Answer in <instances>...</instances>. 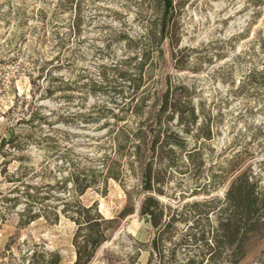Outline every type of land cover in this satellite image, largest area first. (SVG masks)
I'll list each match as a JSON object with an SVG mask.
<instances>
[{"label":"rangeland","instance_id":"obj_1","mask_svg":"<svg viewBox=\"0 0 264 264\" xmlns=\"http://www.w3.org/2000/svg\"><path fill=\"white\" fill-rule=\"evenodd\" d=\"M174 6L171 37L160 41L162 0H0V264H50V252L59 264L73 262L77 224L61 209L94 204L119 225L89 264H148L159 233L140 214L149 195L160 201L162 223L176 219L164 236L173 264L199 254L204 264H230L232 248L182 238L225 218L238 151L264 186V0ZM168 89L171 103L187 113L192 102L198 116L190 133L177 118L170 131L200 153L157 159L152 183L162 193L145 191L131 143L116 133L144 124L168 130L169 114L159 123L153 116ZM72 178L90 187L80 195ZM128 207L134 213L122 217ZM25 209L40 217L27 222ZM244 250L239 264H262L264 233ZM211 252H222V262Z\"/></svg>","mask_w":264,"mask_h":264},{"label":"trees","instance_id":"obj_2","mask_svg":"<svg viewBox=\"0 0 264 264\" xmlns=\"http://www.w3.org/2000/svg\"><path fill=\"white\" fill-rule=\"evenodd\" d=\"M163 11L160 24V41L171 37V28L175 23V6L174 0H162ZM178 45V43H176ZM173 57L177 56V50L173 51ZM145 63V61L143 62ZM178 61H176V64ZM183 68V65L179 66ZM143 68V67H142ZM264 72V71H263ZM42 76V75H41ZM126 77V74H123ZM56 89H52L48 86L45 89V93L48 96L55 94ZM171 89H168L161 97V105L154 112V122H161L164 114H169L164 123L167 124L169 129H165V132L161 133L160 130L155 131L154 125H142L136 131L125 132L124 128H120L116 133L117 137L123 136V142H130L129 155L133 157V161L138 163L141 168V173L144 180L143 188L145 191L159 192L160 189L153 186V173L155 161L163 158H169L172 153L187 152L188 158L191 159L194 155L200 153L198 147H194L188 150L186 139L183 135L175 130L170 131V124L177 118L178 125L182 126V131L190 133V126L194 125L197 121L196 108L192 102L188 103L189 110L185 113L183 110H179L176 107V103L170 102ZM113 133V131L111 132ZM211 131L206 134L210 137ZM16 137H12L10 142L15 141ZM6 140H3V145ZM169 147V148H167ZM241 151H238L231 162L232 173L237 175L231 181L226 196L224 199V213L225 218L219 220L216 228H213L211 241L207 237V231L204 229L199 230V233H187L183 236L182 241L187 242L190 240L197 242L203 241L208 250L214 251L223 250L225 248H232V252L227 254L226 257L230 264H239L246 256L247 253L244 250L245 245L250 240V237L256 234L264 233V186L262 185L259 177L251 168H242ZM231 165V164H230ZM166 166H171L166 165ZM106 170H101L102 173H107L109 177L117 179L116 175L111 170L110 165H104ZM159 182V181H158ZM72 183L77 187L80 195L84 194L90 185L86 183H80L79 179L72 178ZM196 193V192H195ZM30 197L34 195L29 193ZM160 201L154 196L149 195L142 200L140 204V214L147 216L152 225L158 229L159 233L152 241V253L151 260L148 264H173L172 260L176 255V251L172 249L171 253H167V247L165 245L164 236L168 232L169 228L174 224L175 218L162 223L161 215L157 213ZM200 203H193V207H199ZM75 209H69L64 207L61 209L63 213L68 215L76 224L77 231L74 238V245L76 249V259L68 264H89L97 251V249L109 239L119 225L117 219H105V217L98 211L97 205L92 206H76ZM28 214H31L29 210L25 209ZM68 211L72 212L68 213ZM134 207H128L123 210L121 216H125L128 213H134ZM40 212L30 215L27 222L34 221L40 217ZM198 223V222H197ZM199 225V223L197 224ZM108 228L112 230L107 232ZM195 225L191 226L194 229ZM188 237V238H187ZM170 254V255H168ZM52 255V261L50 264H59L61 262V256L58 252H50ZM154 255L158 257L157 263H153ZM206 254H199L201 259L191 257L185 264H204V257ZM222 252H211L209 260L222 262ZM264 264V261L263 263Z\"/></svg>","mask_w":264,"mask_h":264}]
</instances>
